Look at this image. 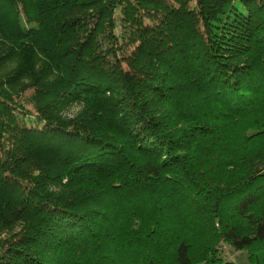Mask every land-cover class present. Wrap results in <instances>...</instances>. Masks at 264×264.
I'll return each mask as SVG.
<instances>
[{"label": "trees", "instance_id": "1", "mask_svg": "<svg viewBox=\"0 0 264 264\" xmlns=\"http://www.w3.org/2000/svg\"><path fill=\"white\" fill-rule=\"evenodd\" d=\"M222 242L264 264V0H0V264Z\"/></svg>", "mask_w": 264, "mask_h": 264}, {"label": "rangeland", "instance_id": "2", "mask_svg": "<svg viewBox=\"0 0 264 264\" xmlns=\"http://www.w3.org/2000/svg\"><path fill=\"white\" fill-rule=\"evenodd\" d=\"M78 108L79 106L77 104H73L68 113H75ZM220 249L226 260H232L242 264H250L248 260V252L246 250H236L232 245L226 242L220 244Z\"/></svg>", "mask_w": 264, "mask_h": 264}]
</instances>
